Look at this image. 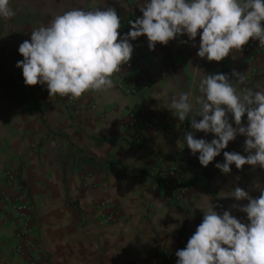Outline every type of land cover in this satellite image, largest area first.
<instances>
[{"label":"crops","instance_id":"crops-1","mask_svg":"<svg viewBox=\"0 0 264 264\" xmlns=\"http://www.w3.org/2000/svg\"><path fill=\"white\" fill-rule=\"evenodd\" d=\"M102 2L12 0L16 15L0 19V264H176L175 252L201 223L208 199L221 205L215 210L222 213L247 201L221 198L220 192L238 186L258 197L256 185L264 186L259 166L237 170L232 165L228 174L214 166L223 162V151L246 155L243 136L202 167L182 143L193 131L190 122L180 123L166 108L173 93L196 94L194 80L205 74L223 72L230 79L233 70L244 74V84L235 85L238 91L264 81V46L258 41V47L248 43L220 62H209L196 55L199 37L197 47L181 36L150 51L141 36L139 66L148 79L135 96L124 95L115 81L107 93L80 98L49 97L46 85L24 84L16 67L23 59L18 47L30 40L31 30L65 10ZM107 6L121 17L119 31L130 16L142 15L137 0L98 5ZM129 111L152 117L156 125L141 135L126 129ZM155 169L173 171L190 188L168 203L150 175ZM15 185L31 207L26 217L14 209ZM231 214L246 222V214L235 209Z\"/></svg>","mask_w":264,"mask_h":264},{"label":"clouds","instance_id":"clouds-1","mask_svg":"<svg viewBox=\"0 0 264 264\" xmlns=\"http://www.w3.org/2000/svg\"><path fill=\"white\" fill-rule=\"evenodd\" d=\"M11 3L0 0V19L16 15ZM103 3L65 10L31 30L30 40L18 47L23 59L16 63L26 86L46 85L49 97L107 93L132 58L131 42L141 36L150 51L181 36L197 47L199 37L196 55L209 62L240 52L250 40L264 46V0H137L142 15L128 20L126 33L119 31L116 8L98 7ZM231 77L223 72L202 75L194 80L196 94L173 93L166 108L180 123L190 122L193 131L184 134L182 143L202 167L243 136L246 155L223 151V162L214 166L222 174L230 173L232 165L264 169V81L238 91L235 85L244 84L245 76L233 70ZM196 132L214 138H196ZM256 187L258 197L238 186L220 192L221 198L247 201L222 213L215 210L222 206L208 199L201 223L175 252L176 264H264V186ZM232 209L246 214V222L232 215Z\"/></svg>","mask_w":264,"mask_h":264},{"label":"built area","instance_id":"built-area-1","mask_svg":"<svg viewBox=\"0 0 264 264\" xmlns=\"http://www.w3.org/2000/svg\"><path fill=\"white\" fill-rule=\"evenodd\" d=\"M129 19L135 20L136 17L132 15L126 20L125 26L122 28V30H120L121 33H126L129 30ZM131 43L134 47L132 58L127 65L122 66L121 73L116 74L114 77V81L119 86H122L123 94L126 96H135L141 94L146 88V82L148 79L146 71L139 66L140 58L137 52L139 39L137 38L136 41H132ZM249 46L253 48L258 47V43H256V41L250 40ZM155 125V121L152 117L142 116L134 111H129L124 121V127L126 129L136 131L139 135H141L142 130L152 128ZM166 133L170 135L171 130L168 129ZM150 175L152 177L154 176V178L157 180V187L163 192H168L174 200L180 199L182 194L190 188V186L173 171L155 169L150 172ZM7 178L10 181L13 180V176H11L9 173L7 174ZM13 188L15 190L14 195H17L14 202V209L21 212V217H26L28 212H31V207H29V205L24 202L22 187L15 185Z\"/></svg>","mask_w":264,"mask_h":264},{"label":"trees","instance_id":"trees-1","mask_svg":"<svg viewBox=\"0 0 264 264\" xmlns=\"http://www.w3.org/2000/svg\"><path fill=\"white\" fill-rule=\"evenodd\" d=\"M164 194H165L166 197H169V198H168V199H169V200H168V203H169L170 201L173 202L174 199L172 198V196H170V194H169L168 192L164 191ZM174 201H175V200H174ZM173 203H175V202H173ZM177 209H178L179 211H182V209H181L179 206L177 207Z\"/></svg>","mask_w":264,"mask_h":264}]
</instances>
